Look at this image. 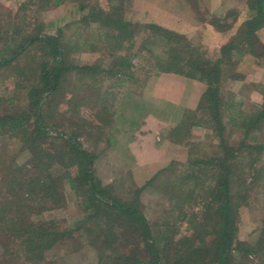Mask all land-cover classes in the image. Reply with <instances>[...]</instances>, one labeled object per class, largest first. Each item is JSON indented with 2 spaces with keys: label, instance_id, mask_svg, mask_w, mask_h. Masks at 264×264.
I'll use <instances>...</instances> for the list:
<instances>
[{
  "label": "trees",
  "instance_id": "obj_1",
  "mask_svg": "<svg viewBox=\"0 0 264 264\" xmlns=\"http://www.w3.org/2000/svg\"><path fill=\"white\" fill-rule=\"evenodd\" d=\"M184 1L195 9L190 3L197 0ZM106 2L108 9L100 0H27L14 17L0 11V264H79L72 258L84 247L93 254L92 264H246L250 256L264 257V220L255 244L236 236L238 210L250 185H262L264 191V85L243 82L242 69L264 61L259 37L264 0H244L247 14L241 20L234 10L212 17L207 24L223 38L212 49L156 22L125 19L126 0ZM29 5L39 10L76 8L79 16L70 21L76 25L72 40H66L62 27L49 35L44 23L26 20ZM91 25L94 33L84 34ZM136 30L145 31L146 37L134 51ZM154 37L163 41L161 54L146 48ZM97 50L107 55L109 69L98 62L80 64L73 57ZM137 57L149 64L134 67ZM114 67L117 71H111ZM138 68L141 79L173 73L205 88L195 109H183L168 134L187 149L186 161L172 160L144 185L131 183L117 193V184H104L95 174L97 154L80 137L94 136L86 125L101 137L107 128L105 139L97 135L98 142L115 135L113 115L100 95L103 73L125 74L131 80ZM238 80L242 82L235 92L231 88ZM245 85L259 99L250 109L236 96ZM60 100L67 104L64 111L59 110ZM85 106L92 108L95 120L80 114ZM206 131L218 138L216 144L208 141L204 147L198 140L199 135L209 137ZM8 139L21 144L13 154ZM21 152L26 158L19 162ZM163 177L160 183L157 179ZM148 186L168 194L176 210L170 212L172 225L163 221L151 227L139 199ZM67 190L74 194L76 211L68 208ZM56 209L65 212L71 227L65 219L41 218ZM176 221L185 222L189 234L180 235Z\"/></svg>",
  "mask_w": 264,
  "mask_h": 264
},
{
  "label": "rangeland",
  "instance_id": "obj_2",
  "mask_svg": "<svg viewBox=\"0 0 264 264\" xmlns=\"http://www.w3.org/2000/svg\"><path fill=\"white\" fill-rule=\"evenodd\" d=\"M244 0H197L193 1V3H190L195 9L193 10L189 4H187L184 0H126V3H124L125 7V15L124 18L127 20H130L132 22H138L142 24L143 21L147 22H156L159 25H162L166 27L169 30H175L180 33H183L184 35L188 34L191 35L190 32L185 31H191L193 33V36L196 37V35H199L200 30H194V28H190L187 26V24H199V25H206L208 21L212 19V17H223L227 10L229 11H236V15L238 19H243L244 15L247 14V6L246 3L243 2ZM27 0H0V11L4 13L7 12V15L5 17H14L17 13V8L20 4L26 3ZM100 4L103 8L108 9V3L106 0H100ZM191 7V8H190ZM75 10V11H74ZM218 10L217 12H214ZM23 12V10H22ZM195 12L197 14H195ZM26 20L30 19H36L38 23L42 22L45 24V31L44 33H47L49 35H55V30L59 27L63 28V31L66 33L65 37L66 40H69V37L72 40V34L74 30L76 29V25L71 24L70 21L72 20L73 16L76 17L79 16V12L76 11V8L73 6L69 9L64 8V6L59 7H53V8H45L39 10L37 5H29L27 8ZM201 17V18H200ZM200 18V19H197ZM232 17H228L227 21H231ZM204 22H203V21ZM187 23V24H186ZM187 27V28H186ZM139 26H137L138 30ZM95 26L91 25V28H89L88 31L84 32V34L94 33ZM204 29V28H203ZM202 29V30H203ZM136 30V31H137ZM143 30V29H142ZM139 30L135 37V44H134V51L136 48L140 47L142 44L145 43V37L144 34L145 31ZM0 36H2L1 29H0ZM259 37L261 41H264V29L259 31ZM193 40V41H192ZM161 38L154 37V40L148 42L146 44L147 49H152L155 54H161L163 53L161 45H162ZM191 42L194 44H197L200 42L198 40L191 39ZM101 43V42H100ZM99 42L95 41V44H100ZM212 49V48H211ZM116 56L119 55V53L115 54ZM144 57H147L150 59L149 54L145 53ZM74 59L80 63V64H94L95 62H98L102 65L104 69L110 68V60L108 59L107 55H105L104 52L101 50H97L94 52H88V51H82L81 53L75 52L73 54ZM246 63L243 65L242 69L246 73L245 78L243 82H250L255 81L258 83H262L264 85V61L260 62L262 65H259V67ZM136 65L146 66V64H149V62L145 61V59L141 58H135L132 61V65L135 67ZM139 67V66H137ZM117 68L114 67L111 69V71H117ZM125 71V68H121ZM140 69H134L133 74L137 76V79H141L143 76V71H139ZM127 71V70H126ZM1 74V70H0ZM103 80L101 81V90L100 95L103 99H106L105 107H107L106 112L111 113V115L114 116L116 112L117 105L119 104V100L123 97L124 93L127 92V88L130 87V84L128 83V79L125 74H119L114 73V75H108L107 73H103ZM133 75V76H134ZM175 80V79H174ZM193 80V79H192ZM74 79L71 81L73 82ZM242 80L236 81L234 85L228 84V87L232 86V90L237 92L240 88ZM192 83V82H191ZM191 84L182 83V80H178L175 82V86L171 85L170 87L172 90L179 91L178 93H186L187 90H189L190 96V102L191 107H194L195 109L196 104L198 103L201 93L205 88V85L202 83H198V81L195 83L194 86H190ZM193 85V84H192ZM3 87L0 85V92H2ZM250 86H243V89L240 90L236 96L237 99L240 101H244L243 107L246 109H250L254 104L259 103V99L257 96L252 94ZM7 91L9 93L12 92L11 88H8ZM21 94V93H20ZM187 95V94H185ZM252 95V96H251ZM259 95V94H258ZM22 96V94H21ZM69 95L66 94V97ZM46 97V94H45ZM260 97V95H259ZM66 99V98H65ZM183 100H186L184 97ZM65 100L59 102V110L64 111L67 109V104L64 102ZM21 105H23L24 101H21ZM19 111L21 110L18 109ZM101 116L102 110L98 111ZM113 112V113H112ZM85 119H88V121H91L90 119L95 120V117H93V110L92 108L85 106L81 108L80 113ZM68 116V115H67ZM56 120H58V117L55 116ZM77 120V119H74ZM173 121V120H171ZM68 120L65 121L64 125H67ZM132 122H130L131 124ZM104 124V123H101ZM87 129H90L88 131H91L94 136L89 139L85 135L80 137V141L83 143L84 147L88 149L92 153H96L97 157L94 161L93 167L95 174L97 177L102 180L103 183H109L111 179H115L117 181V193H120L122 189H127L130 187L131 183L142 186L145 184L146 181H148L151 176L153 177V174L157 172L158 170L162 169V167L166 166L168 162L172 160H176L179 162H185L187 158V149L185 147H177V151L168 152V157H163L161 161L157 160L156 162H150L147 161L148 164L147 167H135V165L131 164L129 165L128 161L123 160L119 157L118 153L113 151L111 148H109V142H98L97 135L100 134L95 132L94 130H91L89 126L86 125ZM58 130H63V127H59ZM103 136H99L102 139H105V135L108 134L107 128L104 130ZM200 133H204V131L199 130ZM209 137L206 138V136L199 135L198 140H201L204 144H206L204 147H207V144L210 142L212 144H216L218 141V138L216 136H212L210 132ZM108 137H106V140ZM111 139V138H110ZM262 141H264V134L261 138ZM209 141V142H208ZM7 147L8 152L10 154L15 153L19 150L21 147V144L16 139L7 140ZM176 149V147H174ZM26 153L21 152L18 156L19 162L23 161L26 158ZM179 159V160H178ZM164 161V162H163ZM163 163V166H162ZM259 164V162H258ZM162 166V167H161ZM163 178H158L157 180L161 183L163 182ZM250 180V179H249ZM120 183H123V185H119ZM125 184V185H124ZM127 184V185H126ZM247 184V186H249ZM251 187V185H250ZM248 189L246 195H244L243 200L241 201V206L238 210V221H237V238L246 241L247 243L255 244L259 237L260 228L263 224L264 220V191L262 185H255L252 186V189ZM68 193V208L71 210H75V199L74 194L67 190ZM201 193V192H200ZM202 194L199 195V197ZM140 202L142 206L143 213L145 217L147 218L148 222L150 223L151 227H153V224H157L160 222H163L167 224L166 226H170L174 223V221L171 219L173 218L170 212H175L176 210L174 208H171L172 205H170V201L168 198V194L162 191H157L152 186H148L145 188V190L142 191L140 194ZM193 203V200L191 201ZM167 211H169L167 213ZM65 212H63L60 209L56 210H50L42 213L41 218H54L58 220H64L65 226H72L71 221L68 222L66 220L65 216H63ZM177 215V214H176ZM78 216V213L75 217ZM200 218V217H199ZM182 219L181 216L177 220ZM177 227H178V233L180 235H186L189 234V231L186 230V223L176 221ZM157 227V226H156ZM165 227V226H164ZM158 228V227H157ZM179 236V235H178ZM176 236V237H178ZM74 242V241H73ZM76 242V246L78 249H80V243ZM76 248V249H77ZM80 253V254H79ZM79 253V256L73 255L72 262L73 263H79V264H92L93 260V254L91 251L87 250L86 247L82 249ZM264 257H255L252 258L249 257V260L246 262V264H259V261L262 260ZM92 261V262H91ZM264 264V262H263Z\"/></svg>",
  "mask_w": 264,
  "mask_h": 264
},
{
  "label": "crops",
  "instance_id": "obj_3",
  "mask_svg": "<svg viewBox=\"0 0 264 264\" xmlns=\"http://www.w3.org/2000/svg\"><path fill=\"white\" fill-rule=\"evenodd\" d=\"M214 12L218 13V10ZM187 26L200 30L196 37L191 31H185L191 33V35L186 34L187 38L198 40L209 46L208 48L218 47L223 41V38L209 24H187ZM178 80L189 83L190 86H194V82H197L173 73L150 75L146 79H137L136 75L135 79L128 78L130 87L119 100L113 116L117 132L109 140V148L117 152L120 158L128 161L129 165L131 162L137 168L147 167L151 164L147 161L151 159L150 162L161 161L163 157H168V152L177 151V147H183L172 142L168 137L170 129L179 121L183 109L194 108L191 107L189 90L180 94L179 91L172 90L170 87L175 86ZM183 97L186 100H183ZM109 183L117 184V181L113 178Z\"/></svg>",
  "mask_w": 264,
  "mask_h": 264
}]
</instances>
